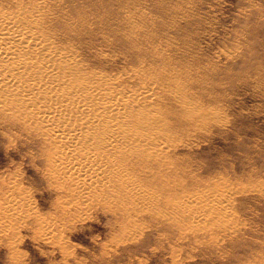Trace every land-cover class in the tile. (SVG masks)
I'll use <instances>...</instances> for the list:
<instances>
[{"label": "rangeland", "instance_id": "obj_1", "mask_svg": "<svg viewBox=\"0 0 264 264\" xmlns=\"http://www.w3.org/2000/svg\"><path fill=\"white\" fill-rule=\"evenodd\" d=\"M6 32L0 264H264V0H0ZM78 85L151 212L122 217L50 172L49 152L75 156L47 133L72 128ZM32 109L53 116L27 127Z\"/></svg>", "mask_w": 264, "mask_h": 264}, {"label": "bare ground", "instance_id": "obj_2", "mask_svg": "<svg viewBox=\"0 0 264 264\" xmlns=\"http://www.w3.org/2000/svg\"><path fill=\"white\" fill-rule=\"evenodd\" d=\"M7 17L11 19L14 18V20L18 23L20 21L25 23L29 22L33 25V28L34 26H38L40 23L39 20L29 16V14L28 16L23 17L20 9H13L12 11H9V13H7ZM9 36V33H7L4 38H0V61H3L5 57V55H2L5 50L1 47V43L6 42L7 39H11ZM43 36L45 35H39L42 42L44 41ZM18 38L21 39V37ZM7 42H11V40ZM26 50L31 52L30 48H27ZM13 60H16L15 55L13 58L11 57V60L5 61V63L12 65ZM78 90L83 93L80 99L77 98L74 102L60 104L62 106V110L67 116L64 125L71 124L72 128L69 129L65 127L61 131L51 130L47 133V137L57 146L60 145L62 147L66 145V148L76 149L74 151L75 156H73V154H69L67 151H62V153L54 155L52 153V155H50V152L49 154L46 153V161L49 169L51 170L50 172H52L53 176L61 182L58 183L59 187L65 186L69 191H77L76 193L81 191L82 193H87L88 196L98 198V200L101 198L103 200L104 198L108 199V197H111L112 195L115 198L116 207L123 212L122 217H126V214H130L138 210L140 211L144 208L147 209L146 211L151 212L152 209L149 210L151 207L148 206V195L146 196L142 191H139V186L130 182L126 175L122 172L120 173L119 170H114L115 164L112 162L113 159L111 160L112 156L110 157L108 153V149H111L114 146V142L112 141L113 138H111L107 133L105 135L104 131L106 128L113 127L114 125L116 127V123H109L106 119H101V114L98 113V110L102 107L101 104L99 105L100 107H98L94 105L97 103L92 104L94 101L90 103V105L80 103L86 100L89 101L90 98L94 96L91 95L92 92H89L88 87L78 85ZM107 99L108 101L106 102L105 109H110L115 113L118 112V104L111 101L110 97H107ZM133 112V110L130 111L128 116L133 117ZM24 115H26L27 120L31 122L30 124L23 122L25 126L28 127L31 124L37 125L42 124L44 121L47 122V119L53 116V111L44 112L32 109L29 113L28 111H24ZM57 115L59 116L60 113L58 112ZM77 132L79 134H77ZM48 138H45V140L47 141ZM85 149L87 152H84ZM46 152H48V150ZM85 163L90 164V167H85ZM113 189L120 193H114ZM90 198L91 197H89V199ZM149 198H151V196ZM107 201L109 202V200ZM202 212L203 211L199 213L198 218H200V215L203 214ZM194 217L196 216H193L192 218Z\"/></svg>", "mask_w": 264, "mask_h": 264}]
</instances>
